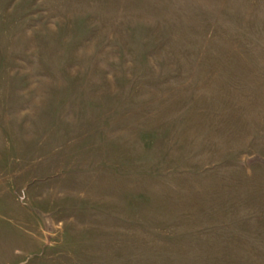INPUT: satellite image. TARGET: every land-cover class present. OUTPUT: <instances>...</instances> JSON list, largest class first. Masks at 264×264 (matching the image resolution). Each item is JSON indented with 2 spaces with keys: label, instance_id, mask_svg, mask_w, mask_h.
Returning a JSON list of instances; mask_svg holds the SVG:
<instances>
[{
  "label": "rangeland",
  "instance_id": "obj_1",
  "mask_svg": "<svg viewBox=\"0 0 264 264\" xmlns=\"http://www.w3.org/2000/svg\"><path fill=\"white\" fill-rule=\"evenodd\" d=\"M0 264H264V0H0Z\"/></svg>",
  "mask_w": 264,
  "mask_h": 264
}]
</instances>
